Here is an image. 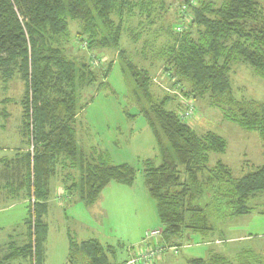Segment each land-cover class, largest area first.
<instances>
[{
	"label": "trees",
	"instance_id": "1",
	"mask_svg": "<svg viewBox=\"0 0 264 264\" xmlns=\"http://www.w3.org/2000/svg\"><path fill=\"white\" fill-rule=\"evenodd\" d=\"M143 2L0 0V82L6 87L18 79L23 85L20 126L28 152L15 165L16 169L22 165V186L29 199L23 222L26 240L21 244L9 241L0 248V264H38L47 183L57 175L59 167L78 169L77 178L64 180L66 199L77 195L87 206H93L110 183L131 186L136 178L133 167L113 165L106 154H86L77 147L74 126L82 110L78 96L99 75L92 68L98 64L96 58L92 59L94 63H78L66 55L71 40L69 22L78 24L75 39L85 43L88 50H112L117 54L129 98L157 142L160 163L144 160L142 174L146 193L155 202L161 244L176 247V241L187 231L209 236L213 231L211 218L246 215L250 198L264 194V160L240 178H234L222 161L210 163L212 154L225 153L226 141L214 132L198 134L180 121L175 94L165 93L163 99H158L152 91L149 72L134 65L121 50L124 22L128 17L143 15ZM181 2L183 10L190 13L187 25L173 32V44L161 47L156 54L164 50L155 61L162 63L169 79H175L172 89L186 98L207 101L223 120L255 132L264 144V104L236 98L229 78L232 65L242 63L264 80V0ZM131 41L139 43L133 35ZM110 63L101 68L102 80L106 79ZM173 100L177 111L166 108ZM115 250L94 240L80 244L70 241L67 264H108L110 258L115 259ZM262 263L264 255L251 250L233 259L213 253L206 259L187 261Z\"/></svg>",
	"mask_w": 264,
	"mask_h": 264
},
{
	"label": "rangeland",
	"instance_id": "2",
	"mask_svg": "<svg viewBox=\"0 0 264 264\" xmlns=\"http://www.w3.org/2000/svg\"><path fill=\"white\" fill-rule=\"evenodd\" d=\"M143 1V15H140V18L137 16L126 18L120 46L134 65L148 70L147 66H160V63L155 64L156 58L168 45L173 44L172 34L180 32L187 25L190 13L183 10L181 0ZM213 1L219 3L222 0ZM182 12L185 14L183 15ZM137 28L141 30L140 34H137L139 32ZM77 29L76 22H69L71 40L66 46V55L78 63L90 64L92 59L96 58L95 63L98 64L92 65V68L99 75L96 82L80 91L78 96V105L82 110H79L74 126L77 147L86 154L91 151L96 154L98 152L106 154L108 161L113 165L127 164L133 167L136 170V178L133 185L128 187L135 192L138 189L142 190L143 161L151 159L154 160L155 165L160 163L157 142L145 118L139 114L138 108L129 98L126 79L117 54L112 50H88L85 43L75 39ZM131 35L137 37L139 43L134 44ZM163 46L164 49L156 54ZM142 51L145 52L146 59L143 58ZM100 59H103V62H100ZM92 62L94 63V60ZM109 62L111 63L106 79L102 80L101 68ZM166 74L162 66L160 75L151 78L152 91L158 99H163L165 93L173 96L171 92L176 91L171 87L175 79H169ZM229 78L236 98L264 104V80L251 67L236 63L231 67ZM22 91L23 85L18 79L8 83L6 87L0 82V99H7L6 104H0V110L11 112L13 116L6 122L7 125L11 123L10 127L6 125L5 130L0 129V143L10 146L18 143L15 128L21 120L19 99ZM180 96L184 97L182 93ZM180 96L174 95L177 102ZM192 101L194 116L184 123L191 126L198 134L214 132L227 143L225 153L212 154L210 163L222 161L230 168L234 178H240L262 165L264 144L255 132L242 130L226 122L220 112L211 107L207 101L199 99ZM175 103L174 100L169 101L166 108L177 111ZM2 125L0 117V127ZM56 176L50 177L47 183L44 201L46 210L42 219L45 226L41 231L43 236L38 245V264H67L70 241L80 244L89 240L115 247V259L110 258L108 264H122L128 259L127 251L131 248L135 249L147 231L159 228L155 202L149 195L147 204L137 200L138 194L131 195L133 200L131 203L127 199L129 196H126L129 188L119 186L124 187L118 188L121 194L117 196L121 201H116V206L112 205L111 200L115 195H110L106 207L101 206L105 215L101 216L100 206L91 208L92 206H87L78 200L77 195L71 196L70 203L67 200L68 203L61 205L64 197L58 196L57 191L62 187L65 188V183L62 184L59 180L65 182L64 180L69 179L68 181L71 182L79 176L78 169L59 167ZM112 189L114 188H105L103 194L118 192ZM123 203L126 205L125 211L122 208ZM148 203H151V206ZM247 204L250 208L248 214L234 218L221 219V216L211 218L213 231L209 236L198 233H190L191 236L187 238L183 236L176 241L177 252L174 249L165 250L156 263L187 264L191 258L204 259L210 248L206 242H211L208 245L215 246L212 243L214 239L222 241V244L215 247L229 259H233L234 254L249 250L264 255V194L251 197ZM25 216L26 209L21 200L16 201L13 207L0 212V248L9 241L21 244L26 240L24 236L26 228L23 226ZM256 257L259 258L258 255Z\"/></svg>",
	"mask_w": 264,
	"mask_h": 264
},
{
	"label": "crops",
	"instance_id": "3",
	"mask_svg": "<svg viewBox=\"0 0 264 264\" xmlns=\"http://www.w3.org/2000/svg\"><path fill=\"white\" fill-rule=\"evenodd\" d=\"M157 63H160V66L159 65H157L156 67H154V66L148 67L147 66L148 70L150 69L149 70L150 72L147 70L150 74V78L157 77L161 73L162 63L159 61V62H156L155 64H157ZM151 70H152V72H151ZM6 103H7V99H3V98L0 99V104H6ZM0 117L2 118V122H3V125L0 127V129L5 130V127L7 125L6 122H8L9 120H11L13 118L12 113L7 112L4 109H1L0 110ZM10 125H11V123H8L7 126L10 127ZM20 125H21V120L19 121L18 127L15 128L16 134H17L16 136L18 137V143L16 145L10 146L6 143H0V212L4 211L10 207H13L16 204V201L21 200L22 205L25 206V209H26V216H25V218H26L27 217V208H26V206H27V196L26 195L27 194H26L25 187L22 186L24 184L25 174H24L22 165L17 169H16V165H15V161L17 159H20V157L22 155H24L28 152V144L26 142L27 140H26V137L22 134ZM19 164H21V163H19ZM55 177H57V176H55ZM59 181H60V183L64 184L63 180L60 179ZM119 186H125V185H120V184L116 185V183H110L106 188H114L112 190H116L118 192H116V193L111 192L109 194L108 193L103 194V191H102L99 200L91 208H94L96 205L100 206L101 216H105L101 206L107 205L106 201L109 199L110 195H112V194L115 195L114 198L111 200L112 205H115L116 201H121V198L117 196V195L120 196V194H121V193H119L120 189H118V188H124V187H119ZM125 187L129 188L128 189L129 193L126 196H129L127 199L131 203H133V200H131V195H134V194H138L137 200H140L146 204H147V202H149L148 201L149 197H148V194L146 193V190L144 187L142 190L138 189V191H136V192L132 191V189L128 186H125ZM65 190L66 189L62 187V189H59L57 191L58 196L60 195V196L64 197V199H62V200H64V202L61 200L62 206L65 205L67 200H69L68 202L70 203V198L72 196V195L71 196L68 195L69 197L66 199V191ZM148 205L151 206V203L150 204L148 203ZM115 206H112V207H115ZM124 206L126 207V205H124V203H123L122 204L123 209H124ZM117 208H121V207H117ZM125 210L126 209H124V211ZM25 218L23 219V222H24ZM159 228H160V222H159ZM190 233L194 234L195 232H192V231L188 232L187 231V234H184L183 236L185 238H187V237L191 236ZM198 234L201 235L200 233H198ZM202 243H204V242H202ZM210 243L211 242H206V245L208 247H210L208 249L206 258L213 253L220 254V255L227 257L226 255H224V253L220 252V250H218L215 247V246H219L220 244H222L221 240L214 239V241L212 243H214L215 246L208 245ZM100 244L102 246H111L109 244H102L101 242H100ZM111 247H113V246H111ZM237 254H234L233 258ZM115 255H116V252H115ZM206 258H204V259H206ZM191 259H197V258H191Z\"/></svg>",
	"mask_w": 264,
	"mask_h": 264
},
{
	"label": "built area",
	"instance_id": "4",
	"mask_svg": "<svg viewBox=\"0 0 264 264\" xmlns=\"http://www.w3.org/2000/svg\"><path fill=\"white\" fill-rule=\"evenodd\" d=\"M96 64V63H95ZM177 97L180 96V92H171ZM180 105V111H178V118L182 122L188 121L194 116V106L192 99L182 97L178 99ZM162 237V230L147 231L141 240V243L136 246L135 249H129L128 259L123 264H157L159 256L169 249H174L177 252L176 247H167L161 244L159 241ZM157 261V263H156Z\"/></svg>",
	"mask_w": 264,
	"mask_h": 264
}]
</instances>
